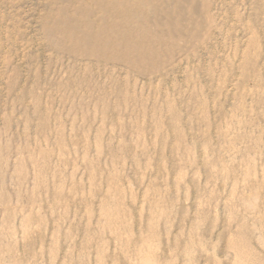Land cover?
<instances>
[{
    "label": "rangeland",
    "instance_id": "obj_1",
    "mask_svg": "<svg viewBox=\"0 0 264 264\" xmlns=\"http://www.w3.org/2000/svg\"><path fill=\"white\" fill-rule=\"evenodd\" d=\"M0 264H264V0H0Z\"/></svg>",
    "mask_w": 264,
    "mask_h": 264
},
{
    "label": "bare ground",
    "instance_id": "obj_2",
    "mask_svg": "<svg viewBox=\"0 0 264 264\" xmlns=\"http://www.w3.org/2000/svg\"><path fill=\"white\" fill-rule=\"evenodd\" d=\"M115 1V0H114ZM108 2H109V0H108ZM67 3V2H66ZM123 3V2H122ZM135 3V2H134ZM125 4V3H124ZM124 6V5H123ZM80 7V6H79ZM146 9V8H145ZM65 11V10H64ZM89 11V10H88ZM146 11V10H145ZM64 13H66V12H64ZM109 13V12H108ZM142 13V12H141ZM126 14V13H125ZM122 15V14H121ZM94 16V15H93ZM105 18V17H104ZM65 19V18H64ZM54 22V21H53ZM63 23V22H62ZM63 26V25H62ZM137 27V26H136ZM47 28V27H46ZM66 28V27H65ZM79 28V27H78ZM88 28V27H87ZM90 28V27H89ZM121 28V27H120ZM153 28V27H152ZM49 30H50V27H49ZM131 30V29H130ZM47 31V30H46ZM52 31H54V30H52ZM127 31V30H126ZM86 32V31H85ZM100 32V31H99ZM56 34H58V33H56ZM77 34V33H76ZM95 35V34H94ZM80 36V35H79ZM98 36V35H97ZM103 36V35H102ZM101 36V37H102ZM129 36V35H128ZM53 37V36H52ZM115 38V37H114ZM106 39V38H105ZM125 39V38H124ZM109 40V39H108ZM119 40V39H118ZM100 41V40H99ZM107 41V40H106ZM126 41V40H125ZM152 41V40H151ZM104 42V41H103ZM113 42V41H112ZM76 43H78V42H76ZM91 43V42H90ZM132 43V42H131ZM75 46V45H74ZM91 47H92V45H91ZM117 49V48H116ZM135 57V56H134ZM93 58V57H92ZM155 60V59H154ZM141 66V65H140ZM234 246V245H233ZM236 249V248H235ZM245 257V256H244ZM242 259V258H241ZM244 259V258H243ZM249 261V260H248Z\"/></svg>",
    "mask_w": 264,
    "mask_h": 264
}]
</instances>
